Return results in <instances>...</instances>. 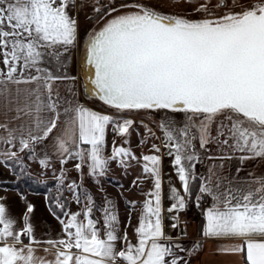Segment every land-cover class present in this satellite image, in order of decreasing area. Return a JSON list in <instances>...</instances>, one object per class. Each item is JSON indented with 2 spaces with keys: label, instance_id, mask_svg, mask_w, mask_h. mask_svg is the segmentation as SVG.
Masks as SVG:
<instances>
[{
  "label": "snow or ice",
  "instance_id": "snow-or-ice-1",
  "mask_svg": "<svg viewBox=\"0 0 264 264\" xmlns=\"http://www.w3.org/2000/svg\"><path fill=\"white\" fill-rule=\"evenodd\" d=\"M82 10L83 0H0V165L14 172L18 166V175L29 176L20 153L44 170L58 160L63 187V166L70 161L80 173L87 166L92 177L106 176L113 161L124 168L142 163L152 188L144 193L136 240L119 233L118 211L107 196L97 209L103 235L91 194L75 213L55 197L50 210L62 235L47 241L34 236L33 205L26 203L23 226L17 228L0 198V264H191L203 244L180 242L187 224L181 225L179 213L190 205L203 217L200 239L213 240L231 264H264V175L251 170L240 175L248 161H264V0H93L88 17L93 27L83 35ZM77 48L84 102L75 86L78 77L68 74ZM65 82L70 86L62 94L59 85ZM140 112L171 114L159 129L181 187L169 180L167 209L160 145L137 157L113 140L111 156L104 154L109 127L125 145L133 131L139 135L130 117ZM212 145L215 156L208 154ZM205 159L216 161L206 175L197 171ZM232 161L238 162L234 173L223 175ZM67 188L80 204V185L71 181ZM206 199L210 204L204 208ZM127 204L131 211L137 202ZM165 212L171 228L179 230L175 238L165 231Z\"/></svg>",
  "mask_w": 264,
  "mask_h": 264
},
{
  "label": "crops",
  "instance_id": "crops-1",
  "mask_svg": "<svg viewBox=\"0 0 264 264\" xmlns=\"http://www.w3.org/2000/svg\"><path fill=\"white\" fill-rule=\"evenodd\" d=\"M70 75L78 77V75L76 74ZM66 87H68V82L59 85V89L62 94L65 92ZM130 118L136 121L135 127L138 128L139 135L136 131H133L131 135L130 145H125V138L116 136L111 131V127H109L107 135L108 146L104 154L106 156H111L113 140H115L117 146H130L137 157L152 154V144L160 145L161 154L163 155L162 172L164 180V207L165 209H167L172 203V201L168 199L169 180H171L178 189L181 187V185L172 168V158L167 155V151L163 147V136L159 129L160 121H158V123H154L153 121L151 122L147 118L145 119L136 115H131ZM141 124L146 125L148 128H151L152 131L155 133V137H160V139H156L155 137L149 138L145 131V127L141 126ZM141 138H144L147 142L141 144ZM42 147L43 146L37 147L38 153H41ZM208 154L212 156L217 155L215 146H210V152ZM20 156L23 157L24 164L27 166L32 177L36 178L40 182L58 180L57 176L59 175V172L62 167L58 160L53 159L52 167L47 170H44L38 163L29 160L28 154L26 152L20 153ZM255 161H248L245 164V171L241 172L240 175L245 176L247 174V171L249 170L255 172L256 175H264V163L259 164ZM75 163L76 161H70L69 163L63 166L67 170L65 184L63 186L65 191L64 195L68 201L67 209L72 213L81 211L84 208L86 202V193L91 194V196L94 197L96 203V208L94 209L93 216L94 218L101 221V224L98 225V227L101 228V234L103 235V217L101 215V212L97 209L102 208L105 205V196H107L108 198H111L114 201L116 209L118 211L120 221L119 233L123 235L124 232H127L129 239L132 242H135L136 237L134 235V228L137 226L138 218L142 214V204L146 199L144 193L148 192L152 188V180L150 178L145 177L142 173V163L132 161L130 167L124 168L118 163V161H113L109 165V171L107 175L104 177L90 176L89 169L87 166H85L83 173H80L76 170L74 166ZM213 163H216V161L205 159L203 163L197 165V171L201 174L206 175L207 169ZM237 165V161L226 163L222 174L227 176L230 175V173H234ZM2 169H4V171L6 172L7 178L3 179L1 175L0 185L2 183L14 182L16 180V176L8 168H5L0 165V170ZM138 176L140 177V180L137 182L139 186L132 187V181L135 180ZM71 181H76V183L80 185V204L75 203L72 192H70L67 188V184ZM121 185H123V187H121ZM83 191L85 192L84 195L82 194ZM21 194L26 197V200H22L20 198ZM0 198H3L4 202L6 203L9 214L17 220V228H21L23 226L21 218L25 214L27 203L34 206V211L30 215L36 240L47 241L50 239L55 240L61 237L62 225L55 218L52 213V210H50L46 195L30 192L19 193L15 190L2 188L0 186ZM130 200L137 202L135 209L131 211L129 210L127 204V201ZM185 213H187V211L179 213V216L181 225L185 223L187 224V237L181 240L180 242L183 243L185 246L190 245L194 241H200L203 244V248L191 258V264H231L230 257L221 255L217 252L215 242L213 240L200 239L201 229L204 223L203 218L200 219L197 225H192L188 220H181L182 215ZM129 217L131 226H129ZM81 219H83V217H81ZM165 231L168 235H171L174 238L179 235V230H173L171 228V221L168 219L167 212H165ZM23 242L25 244H28L29 240L27 238H24ZM123 246V242L118 243V247ZM38 247L42 249L46 247V245L40 244ZM37 255L43 257L46 254L44 251H39L37 252ZM47 258L52 259V256L49 255Z\"/></svg>",
  "mask_w": 264,
  "mask_h": 264
},
{
  "label": "rangeland",
  "instance_id": "rangeland-1",
  "mask_svg": "<svg viewBox=\"0 0 264 264\" xmlns=\"http://www.w3.org/2000/svg\"><path fill=\"white\" fill-rule=\"evenodd\" d=\"M92 2L93 0H83V10L79 11V15H78V19H79V26H80V32L83 35V33L85 32V30L87 29H91L93 27L92 21L88 19V17L90 15H92ZM80 3V0H78V4ZM172 9L170 8H165L164 11H171ZM175 11H181L180 8L175 9ZM82 51L81 49L77 48L73 51L72 53V57L68 62V74H76L78 75V79L76 81V88L78 90V92L80 93V100L81 102H84L87 97L84 94L83 91V86H82V81L79 78V62H80V57H81ZM2 66V65H0ZM68 86H70V83L68 82ZM88 106L90 107H95L97 109H100V105L98 102H90L88 104ZM103 111H109L108 109L104 108L101 109ZM131 115H136V116H140L142 118H147L149 119L151 122L153 121L154 123H158V121H161V119L166 116V115H171V114H166V113H162V112H140V113H135V114H131ZM179 118V117H177ZM214 146V145H212ZM212 153V151H211ZM255 162L262 164L264 163V161L262 160H256ZM0 173H2V178L5 179L6 177V172L4 171V169L0 170ZM1 176V175H0ZM62 187H56L55 193L56 196H62L63 194H65L64 189H61ZM64 188V187H63ZM82 194L84 195L85 192L83 191Z\"/></svg>",
  "mask_w": 264,
  "mask_h": 264
},
{
  "label": "trees",
  "instance_id": "trees-1",
  "mask_svg": "<svg viewBox=\"0 0 264 264\" xmlns=\"http://www.w3.org/2000/svg\"><path fill=\"white\" fill-rule=\"evenodd\" d=\"M15 176L16 180L14 182H6L2 183L0 186L2 188L10 189V190H15L19 193H38V194H43L47 196V200L49 203V206L52 205L54 208L55 205V197H60L61 202L66 203L67 206V199L65 198V195L63 194L62 196H56L55 193V188L60 187L58 180H51V181H46V182H40L36 178L32 177L31 175L29 176H20L18 175V166H17V171H11ZM62 190L64 189L63 187L61 188ZM56 215H62L59 211V209H55Z\"/></svg>",
  "mask_w": 264,
  "mask_h": 264
},
{
  "label": "built area",
  "instance_id": "built-area-1",
  "mask_svg": "<svg viewBox=\"0 0 264 264\" xmlns=\"http://www.w3.org/2000/svg\"><path fill=\"white\" fill-rule=\"evenodd\" d=\"M210 204L209 200H205L202 207L206 208ZM203 218L201 212L194 206L191 205L187 213L183 214L181 217L182 221H189L192 225H197L200 219Z\"/></svg>",
  "mask_w": 264,
  "mask_h": 264
},
{
  "label": "water",
  "instance_id": "water-1",
  "mask_svg": "<svg viewBox=\"0 0 264 264\" xmlns=\"http://www.w3.org/2000/svg\"><path fill=\"white\" fill-rule=\"evenodd\" d=\"M82 56V54H81ZM79 78L81 79L82 81V86H83V83H84V80H83V76H82V72H81V57H80V62H79ZM85 94V93H84ZM86 96V94H85ZM87 97V96H86Z\"/></svg>",
  "mask_w": 264,
  "mask_h": 264
}]
</instances>
